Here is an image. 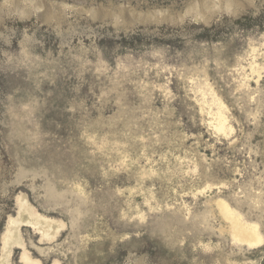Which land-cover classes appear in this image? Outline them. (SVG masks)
I'll list each match as a JSON object with an SVG mask.
<instances>
[{
    "label": "rangeland",
    "instance_id": "374dc122",
    "mask_svg": "<svg viewBox=\"0 0 264 264\" xmlns=\"http://www.w3.org/2000/svg\"><path fill=\"white\" fill-rule=\"evenodd\" d=\"M227 215L264 240V0H0V264H264Z\"/></svg>",
    "mask_w": 264,
    "mask_h": 264
},
{
    "label": "bare ground",
    "instance_id": "6f19581e",
    "mask_svg": "<svg viewBox=\"0 0 264 264\" xmlns=\"http://www.w3.org/2000/svg\"><path fill=\"white\" fill-rule=\"evenodd\" d=\"M221 111L219 110V116L221 118L220 121V130L221 131H225L227 126H226V120L222 117ZM220 202V201H219ZM217 202V204L219 203ZM223 203V202H222ZM221 204V203H220ZM226 205V204H225ZM223 207V205H222ZM223 211L225 213H227V209L225 207H223ZM221 214V213H220ZM238 215V214H237ZM241 215V214H240ZM228 216V215H227ZM243 219V218H242ZM228 220L231 221V226H232V230L234 233V239L236 241H238L239 243H244L246 244L248 247L251 248H256L262 245L263 243V236L261 235V233L259 232V229L257 227V225L255 226H248L245 222V224L243 222L238 221V219L235 218V220L231 219L228 216ZM226 221V220H225ZM228 221V222H229ZM37 224L40 223L39 220H37ZM49 223L47 224V226L49 227ZM13 230V229H12ZM15 230V229H14ZM8 232V231H7ZM16 238V235L11 232V230L8 232L7 236H6V245L11 244ZM17 240V239H16ZM8 251V250H7ZM8 253V252H7ZM6 257V256H5Z\"/></svg>",
    "mask_w": 264,
    "mask_h": 264
}]
</instances>
